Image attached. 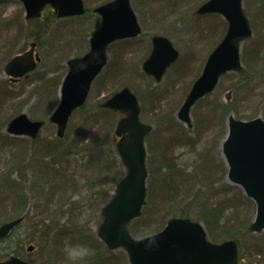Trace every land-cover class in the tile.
Wrapping results in <instances>:
<instances>
[{"label":"rangeland","instance_id":"obj_1","mask_svg":"<svg viewBox=\"0 0 264 264\" xmlns=\"http://www.w3.org/2000/svg\"><path fill=\"white\" fill-rule=\"evenodd\" d=\"M83 1L85 14L58 18L48 7L43 21L27 20L19 0L0 1V224L23 217L0 243V257L71 264L65 246L85 242L94 249L86 264H130L123 247L107 249L97 235L101 209L125 173L115 148L120 114L100 103L128 86L141 106V120L152 125L145 138L146 201L140 216L127 225L130 235L142 238L172 216L187 217L203 225L211 242L236 239L240 264H264V229L247 231L255 204L228 180L221 148L228 115L264 119V0H242L252 28V36L241 43L243 71L224 74L211 93L195 102L190 126L177 118V110L227 21L219 13L197 14L206 0H130L141 33L108 47L106 65L84 105L73 111L65 136L58 138L48 116L67 60L88 50L93 8L107 0ZM152 35L168 37L180 52L160 82L141 67ZM32 41L39 64L10 82L5 63ZM20 112L45 121L37 138L6 131Z\"/></svg>","mask_w":264,"mask_h":264},{"label":"water","instance_id":"obj_2","mask_svg":"<svg viewBox=\"0 0 264 264\" xmlns=\"http://www.w3.org/2000/svg\"><path fill=\"white\" fill-rule=\"evenodd\" d=\"M26 16L40 14L50 3L58 16L84 12L82 0H22ZM100 14L90 37V49L81 57L68 61L69 69L60 89V99L50 120L57 124V135L62 136L72 110L81 105L87 95L91 80L106 62V46L116 39L133 36L139 32L129 0H110L94 9ZM220 12L228 21L223 39L209 54L201 75L179 110V117L189 123V108L193 102L213 89L221 74L241 70L239 43L251 35L247 17L241 8V0H208L197 13ZM32 50L12 58L5 70L12 76H21L35 67ZM178 56L168 39L153 37V49L144 61L143 68L159 79L167 65ZM103 106L119 109L128 115L117 124L116 134L121 135L117 150L127 167L125 176L117 183L116 193L103 207V222L98 235L109 248L124 246L131 264H237L239 249L236 241L211 243L205 238L202 225L188 218L172 217L157 233L144 238H133L126 223L140 213L145 197L146 168L143 137L150 127L138 120L137 99L127 87L106 100ZM41 121L30 120L22 113L8 124V131L29 134L34 137ZM222 152L228 165L227 177L239 184L246 195L256 202V214L249 225L250 231L264 228V120L260 117L244 121L228 117V134L222 144ZM21 220V217L0 225V238ZM0 264H31L18 257H10Z\"/></svg>","mask_w":264,"mask_h":264},{"label":"clouds","instance_id":"obj_3","mask_svg":"<svg viewBox=\"0 0 264 264\" xmlns=\"http://www.w3.org/2000/svg\"><path fill=\"white\" fill-rule=\"evenodd\" d=\"M65 255L71 264H86L94 249L85 242L70 243L65 246Z\"/></svg>","mask_w":264,"mask_h":264},{"label":"flooded vegetation","instance_id":"obj_4","mask_svg":"<svg viewBox=\"0 0 264 264\" xmlns=\"http://www.w3.org/2000/svg\"><path fill=\"white\" fill-rule=\"evenodd\" d=\"M45 16L43 15L42 19L44 18Z\"/></svg>","mask_w":264,"mask_h":264},{"label":"trees","instance_id":"obj_5","mask_svg":"<svg viewBox=\"0 0 264 264\" xmlns=\"http://www.w3.org/2000/svg\"><path fill=\"white\" fill-rule=\"evenodd\" d=\"M211 210H212V209H211ZM211 210H210V211H211ZM213 210H214V209H213Z\"/></svg>","mask_w":264,"mask_h":264}]
</instances>
